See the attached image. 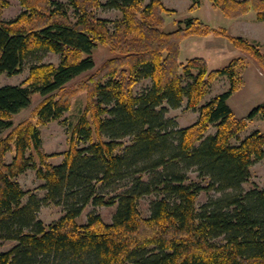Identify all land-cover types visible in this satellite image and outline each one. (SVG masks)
<instances>
[{"label": "trees", "instance_id": "16d2710c", "mask_svg": "<svg viewBox=\"0 0 264 264\" xmlns=\"http://www.w3.org/2000/svg\"><path fill=\"white\" fill-rule=\"evenodd\" d=\"M201 1L192 0L189 12ZM209 1L227 19L253 15L264 22V0ZM19 2L20 14L4 20L10 2L0 0V76L21 74L39 55L61 60L32 66L20 85L0 87V240L16 242L0 253V264H264V187L244 189L251 167L264 159V133L240 138L252 121L264 120V104L244 118L228 104L243 86V58L212 71L203 58L180 62L184 40L220 37L264 75L262 46L193 17L166 32L165 16L175 11L163 0ZM103 7L122 13L114 30L95 14ZM99 46L113 57L70 85L95 69ZM221 77L229 90L201 105ZM141 79L152 85L137 95ZM81 93L87 103L71 128L69 149L45 153L40 127L62 119ZM35 94L44 101L15 125ZM185 100L199 117L179 127L166 115ZM211 127L216 132L206 136ZM58 155L62 163L49 162ZM30 169L43 182L44 198L17 180ZM211 191L218 195L199 209L200 194ZM150 195L152 214L144 217L139 202ZM48 204L62 206L63 215L46 224L38 214ZM90 204L116 206L112 223L92 214L79 224Z\"/></svg>", "mask_w": 264, "mask_h": 264}, {"label": "rangeland", "instance_id": "374dc122", "mask_svg": "<svg viewBox=\"0 0 264 264\" xmlns=\"http://www.w3.org/2000/svg\"><path fill=\"white\" fill-rule=\"evenodd\" d=\"M10 2L3 13L4 20H12L20 14L22 8L19 0H8ZM68 5V0H57ZM106 4L108 0H100ZM150 0H145L149 3ZM166 8L174 10L175 13L167 14L165 16L164 30L171 32L177 29L175 24L176 20H186L187 18H198L201 21L211 25L214 28H225L227 31L234 35L237 24L230 28L236 20H230L223 16L220 11H215L209 0H202L201 7L194 12H189L192 5V0H163ZM95 14L103 19L110 21L109 27L114 30L116 23L121 20L122 13L103 7L96 10ZM239 37V36H235ZM180 62L185 63L192 58H203L206 60L209 70L221 69L227 66L235 58H243L246 62L245 70L243 73V86L233 95L228 104L234 111L237 117L244 118L256 107L264 104V75L261 71L259 64L247 54L237 50L225 38L220 37H190L183 41L181 47ZM264 51V48H262ZM113 53L107 46H99L93 53V58L96 67L92 72H88L81 77L75 79L72 84L85 80L89 75L98 71L103 64L113 57ZM60 55L49 53V55H39L28 61L24 66V71L15 76L3 74L0 76V87L3 86H17L22 84L29 76V70L32 66L39 64H59ZM152 85L150 79H141L134 88L135 94H141ZM230 88V82L227 77L217 79L207 96L202 101V104L208 103L213 98L225 93ZM44 101V97L35 94L32 97L31 106L22 110L19 114L14 116V124L18 125L21 122L30 120L34 111ZM87 103L85 93L75 96L71 102L70 110L63 116L62 119L49 123L46 126H41L40 131L43 139V151L49 155L63 154L69 149L71 128L74 126L82 114ZM167 118L174 119L179 127H187L194 124L199 117V108L189 110L187 108V101L185 100L182 106L178 109H170L167 113ZM255 131L264 133V120L260 117L256 118L249 124L248 128L242 132L240 138H245ZM215 127H211L206 136L214 134ZM128 139V138H127ZM237 141V140H236ZM235 142V141H234ZM236 143V142H235ZM238 143V142H237ZM14 152L7 154V162H11ZM64 161L63 155L52 157L49 162L54 165H59ZM196 178V175H192ZM18 182L22 188L30 194L35 193L40 198H44L45 191L39 189L42 187L43 182L36 176L35 170H28L23 174L18 175ZM264 187V159L257 162L251 167V177L249 182L244 185L245 190H249L254 186ZM114 194V193H113ZM218 194L215 192H202L198 198V208L206 204L211 198L216 197ZM29 196L25 197L24 202L28 201ZM155 196H144L139 202V210L144 217H149L152 214V201ZM116 213V206H93L88 205L83 211L82 215L77 219L79 224H86L89 216L92 214L100 215L105 223H112ZM63 215V207L55 204L44 205L38 214V218L44 223L49 224L57 221ZM16 245L15 241L0 240V253L12 249Z\"/></svg>", "mask_w": 264, "mask_h": 264}, {"label": "crops", "instance_id": "0c3cea01", "mask_svg": "<svg viewBox=\"0 0 264 264\" xmlns=\"http://www.w3.org/2000/svg\"><path fill=\"white\" fill-rule=\"evenodd\" d=\"M238 26L234 35L247 38L248 40L259 43L264 48V22L258 21L255 16L249 15L236 20L230 24V28L234 25Z\"/></svg>", "mask_w": 264, "mask_h": 264}]
</instances>
